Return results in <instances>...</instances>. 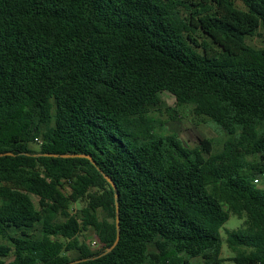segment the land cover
I'll list each match as a JSON object with an SVG mask.
<instances>
[{
  "label": "trees",
  "instance_id": "trees-1",
  "mask_svg": "<svg viewBox=\"0 0 264 264\" xmlns=\"http://www.w3.org/2000/svg\"><path fill=\"white\" fill-rule=\"evenodd\" d=\"M239 1L0 0V264H264V0ZM164 92L222 153L162 131Z\"/></svg>",
  "mask_w": 264,
  "mask_h": 264
},
{
  "label": "rangeland",
  "instance_id": "rangeland-1",
  "mask_svg": "<svg viewBox=\"0 0 264 264\" xmlns=\"http://www.w3.org/2000/svg\"><path fill=\"white\" fill-rule=\"evenodd\" d=\"M237 5L243 8L242 3L236 0ZM204 39V35H200ZM248 43L257 49L264 48V28H261L257 35L248 40ZM162 104L159 107L150 109L149 116L158 119L162 126V131L167 134L178 135L186 146L194 148L199 145L200 141L204 138H209L214 141L213 154L217 155L223 152L224 143L229 137L220 130L214 123L210 122L205 117H199L194 114L193 109L189 106L177 107L178 114H171L168 112V108L176 107V98L169 92L161 94ZM258 187L264 189V180L261 179ZM34 202L38 205V198L33 197ZM86 203L81 202L79 204H73L71 212L73 215L76 214L77 210L85 207ZM114 211L112 208L102 213V217H108L109 221L114 222L113 217ZM245 219H239L235 216H231L230 220L225 224L222 229V235L226 241L227 232L238 230L244 224ZM87 245L92 249L96 250L99 248L98 245V234L91 228L84 231L81 238ZM97 243V245L95 244ZM154 249V246L151 247ZM233 257V253L227 248V244H224L222 258L225 260L223 264H234L230 259ZM14 259V255H9L5 258L6 264H10ZM198 262V260H196Z\"/></svg>",
  "mask_w": 264,
  "mask_h": 264
},
{
  "label": "water",
  "instance_id": "water-1",
  "mask_svg": "<svg viewBox=\"0 0 264 264\" xmlns=\"http://www.w3.org/2000/svg\"><path fill=\"white\" fill-rule=\"evenodd\" d=\"M5 155H11V154H0V157H3ZM49 156H52V157H55V158H59V157H62V158H88V159H92L91 156H87V155H58V154H54V155H49ZM107 180L109 181V183L112 185V187L114 189H116V185L114 184V182L112 181L111 178L107 177ZM117 198V196H116ZM120 221H119V212L117 211V230H118V233H117V239L114 243V245L109 248L106 252V254L112 252V250L114 248H116V246L118 245L119 241H120ZM78 262H74V263H71V264H76Z\"/></svg>",
  "mask_w": 264,
  "mask_h": 264
},
{
  "label": "built area",
  "instance_id": "built-area-1",
  "mask_svg": "<svg viewBox=\"0 0 264 264\" xmlns=\"http://www.w3.org/2000/svg\"><path fill=\"white\" fill-rule=\"evenodd\" d=\"M260 180H261V178H257L256 180H255V183L258 185L259 183H260ZM96 244V243H95Z\"/></svg>",
  "mask_w": 264,
  "mask_h": 264
}]
</instances>
